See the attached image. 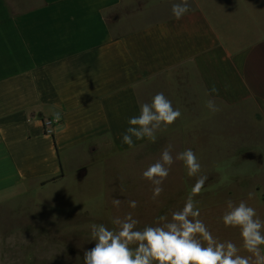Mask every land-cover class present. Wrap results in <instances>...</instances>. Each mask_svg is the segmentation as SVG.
<instances>
[{
	"label": "crops",
	"instance_id": "0c3cea01",
	"mask_svg": "<svg viewBox=\"0 0 264 264\" xmlns=\"http://www.w3.org/2000/svg\"><path fill=\"white\" fill-rule=\"evenodd\" d=\"M179 2L0 0V193L55 182L79 155L146 148L157 155L169 146L159 141L181 139L162 185L192 187L207 177L194 200L214 237L242 244L239 230L220 219L228 200L245 201L264 221V130L245 147L237 142L239 107L256 104L264 118V0H188L177 20ZM160 92L180 118L162 126L155 143L123 144L128 119ZM49 120L57 122L51 134ZM186 149L199 155L194 177L175 160ZM244 152L260 154L263 164L234 165ZM156 161L122 167L145 170Z\"/></svg>",
	"mask_w": 264,
	"mask_h": 264
},
{
	"label": "rangeland",
	"instance_id": "374dc122",
	"mask_svg": "<svg viewBox=\"0 0 264 264\" xmlns=\"http://www.w3.org/2000/svg\"><path fill=\"white\" fill-rule=\"evenodd\" d=\"M136 8L137 5L133 9ZM238 109L240 148L258 141L264 118L256 104ZM192 141L191 144H197V139ZM156 145L183 144L179 139L162 140ZM143 152L124 157L100 152L79 155L73 164L64 162L63 177L55 182L0 193V264H84V251L94 247L92 224L111 228L110 216L132 213L144 225L143 222L153 220L154 208L159 216L183 207L192 187L161 185L163 192L154 200L151 182L142 177L144 170L122 167V163L160 159V153L149 154L147 148ZM249 164L237 167L236 171ZM113 199L120 200L118 208ZM130 201L137 202L135 209L129 206Z\"/></svg>",
	"mask_w": 264,
	"mask_h": 264
},
{
	"label": "clouds",
	"instance_id": "9594fccd",
	"mask_svg": "<svg viewBox=\"0 0 264 264\" xmlns=\"http://www.w3.org/2000/svg\"><path fill=\"white\" fill-rule=\"evenodd\" d=\"M188 0L172 5V15L178 20L189 11ZM212 92L218 90L213 86ZM206 107L216 112L219 109L212 100ZM179 109L162 93L155 94L150 103L140 105V114L128 119L129 127L122 135V143L132 147L136 140L149 139L155 143L156 132L180 118ZM172 146L162 150L160 159L149 165L142 173L153 187V199L161 195V185L169 176L174 157ZM175 160L182 161L189 177L200 171L196 154L191 149L177 153ZM207 177H200L192 186L183 207L170 214L156 216L151 224L139 228L140 221L132 213L124 217L109 218L112 227L92 224L91 241L94 247L84 251V264H264V221L245 201L235 204L227 201V210L220 217L226 228L239 230L242 244L238 247L232 241H220L213 236L207 225L200 219L201 210L194 197L204 188ZM252 194L249 193V199ZM119 207L120 200L113 199ZM132 209L136 201H130ZM248 255H241V251Z\"/></svg>",
	"mask_w": 264,
	"mask_h": 264
},
{
	"label": "water",
	"instance_id": "95a60500",
	"mask_svg": "<svg viewBox=\"0 0 264 264\" xmlns=\"http://www.w3.org/2000/svg\"><path fill=\"white\" fill-rule=\"evenodd\" d=\"M245 161H253L260 166L263 164L262 156L260 154H256L255 152H244L239 155L238 159L234 162V165L238 166Z\"/></svg>",
	"mask_w": 264,
	"mask_h": 264
},
{
	"label": "built area",
	"instance_id": "2783aa9c",
	"mask_svg": "<svg viewBox=\"0 0 264 264\" xmlns=\"http://www.w3.org/2000/svg\"><path fill=\"white\" fill-rule=\"evenodd\" d=\"M57 122L56 121H53V120H49L45 123L46 125V132L48 134H51L52 133V128L55 126Z\"/></svg>",
	"mask_w": 264,
	"mask_h": 264
}]
</instances>
